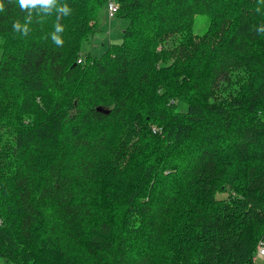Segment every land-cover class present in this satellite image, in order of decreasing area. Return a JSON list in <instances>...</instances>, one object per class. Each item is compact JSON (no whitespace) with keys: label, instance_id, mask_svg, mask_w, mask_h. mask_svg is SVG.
Listing matches in <instances>:
<instances>
[{"label":"trees","instance_id":"obj_1","mask_svg":"<svg viewBox=\"0 0 264 264\" xmlns=\"http://www.w3.org/2000/svg\"><path fill=\"white\" fill-rule=\"evenodd\" d=\"M107 1L4 0L0 258L264 264V0H113L122 41L84 52Z\"/></svg>","mask_w":264,"mask_h":264},{"label":"rangeland","instance_id":"obj_2","mask_svg":"<svg viewBox=\"0 0 264 264\" xmlns=\"http://www.w3.org/2000/svg\"><path fill=\"white\" fill-rule=\"evenodd\" d=\"M99 29L96 31L93 37L83 44L84 52H91L94 55H100L109 43L121 42L123 39V29L128 24L126 18L114 15L111 18L108 17L107 9L102 8L97 14ZM103 17L105 20H103ZM208 25V17L204 14H197L194 23V32L196 34H203ZM2 53L0 52V59ZM180 108H182L180 106ZM0 264H12L11 261L0 258ZM260 264V263H257Z\"/></svg>","mask_w":264,"mask_h":264},{"label":"clouds","instance_id":"obj_3","mask_svg":"<svg viewBox=\"0 0 264 264\" xmlns=\"http://www.w3.org/2000/svg\"><path fill=\"white\" fill-rule=\"evenodd\" d=\"M15 2L20 11L23 12L25 9H27L29 11V13H31L32 10L37 9V7L39 6L40 10H48L49 8H51V6L56 2V0H8V3L11 4ZM260 2V0H259ZM58 11H64V8H58ZM5 11V3L4 0H0V12H4ZM257 11L259 12L260 9L257 8ZM30 17H25V21H29ZM13 31L14 32H18L21 33L24 36H27L30 29H29V23H21L20 21H16L13 23L12 25ZM56 28V32H63V27L62 25L56 23L55 25ZM258 32L260 33H264V25H261L258 29ZM53 40H55L57 45L62 46L63 45V40L62 38L58 37L55 33L53 34Z\"/></svg>","mask_w":264,"mask_h":264},{"label":"built area","instance_id":"obj_4","mask_svg":"<svg viewBox=\"0 0 264 264\" xmlns=\"http://www.w3.org/2000/svg\"><path fill=\"white\" fill-rule=\"evenodd\" d=\"M106 8L108 11V15L110 17L114 16L118 10L115 2L113 0H108L106 2ZM257 256L258 257H263L264 256V239L260 241V244L258 246V251H257Z\"/></svg>","mask_w":264,"mask_h":264},{"label":"water","instance_id":"obj_5","mask_svg":"<svg viewBox=\"0 0 264 264\" xmlns=\"http://www.w3.org/2000/svg\"><path fill=\"white\" fill-rule=\"evenodd\" d=\"M100 110H102V108H99Z\"/></svg>","mask_w":264,"mask_h":264},{"label":"crops","instance_id":"obj_6","mask_svg":"<svg viewBox=\"0 0 264 264\" xmlns=\"http://www.w3.org/2000/svg\"><path fill=\"white\" fill-rule=\"evenodd\" d=\"M103 18V17H102ZM103 20H105L104 18H103Z\"/></svg>","mask_w":264,"mask_h":264}]
</instances>
